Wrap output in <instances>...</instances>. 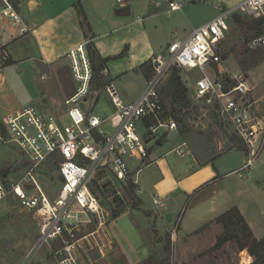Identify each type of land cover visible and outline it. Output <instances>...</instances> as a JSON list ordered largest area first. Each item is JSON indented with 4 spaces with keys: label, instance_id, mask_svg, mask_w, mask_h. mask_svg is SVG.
<instances>
[{
    "label": "built area",
    "instance_id": "1",
    "mask_svg": "<svg viewBox=\"0 0 264 264\" xmlns=\"http://www.w3.org/2000/svg\"><path fill=\"white\" fill-rule=\"evenodd\" d=\"M1 1L4 7L0 16L15 25L22 24L11 0ZM164 1L172 12L183 8L175 0ZM221 10L219 16L187 37L170 43L152 59L151 76L134 102L126 104L114 84H107L106 91L114 108L107 118L94 115L95 105L89 106L93 70L86 46L81 45L69 54L74 78L81 87L66 101L64 116L59 118L43 113L36 106H27L0 120V140L18 148L25 165L20 175L0 178V206L14 198L34 215L39 229L37 241L20 264H30L46 245L50 247L54 264H98L106 257L101 248L99 261L91 258L87 261L83 253L84 244L92 247V239L97 242L96 233L108 222L103 198L97 191L104 193L108 185L118 183L126 190L124 194L131 186L137 197L144 193L139 173L162 139L179 129L162 94L176 69L202 72L189 99L211 107L221 125L233 128L250 151V164L262 153L264 114L257 110L258 100L252 95L254 87L245 76L232 78L223 74L221 65L225 56L221 45L236 16L262 20L264 27V0H243L229 11ZM29 30L26 26L21 28L22 34ZM247 46L248 51L264 48V33L251 39ZM8 61V54L0 55V69ZM108 127L113 130H107ZM177 152L182 155L181 151ZM49 177L59 180V187H53V198L45 188ZM154 202L159 207L162 205L158 194ZM94 218L99 229L84 234Z\"/></svg>",
    "mask_w": 264,
    "mask_h": 264
},
{
    "label": "rangeland",
    "instance_id": "2",
    "mask_svg": "<svg viewBox=\"0 0 264 264\" xmlns=\"http://www.w3.org/2000/svg\"><path fill=\"white\" fill-rule=\"evenodd\" d=\"M175 1L182 4V11L170 12L169 5L166 3L157 9L155 0H130L132 15L129 18L136 19L137 16H147L149 12H159V16L151 19L148 23L151 22L157 26L158 30L154 33V38L155 40L160 39V42L166 46L171 42V37H166L163 34L165 29L168 31L179 28V30L190 32L192 28H197L219 16L222 12L220 8L229 11L242 3L243 0ZM241 18L245 21L252 20L248 17ZM253 38V34L247 29L242 28L234 21L231 23L230 32L221 45V53L227 57L221 65L224 75L232 78L245 76L242 62H246L248 59L247 45ZM45 47L50 53L48 44H45ZM55 49L57 48H54L53 51ZM85 49L87 59L90 60L87 46ZM28 50L20 54L18 57L20 64L16 68L7 70L3 74L5 81L3 90L0 89V120L27 106H36L43 113L60 118L65 114L66 105L64 104L63 107L45 106V99L48 98L47 88L51 87L56 98L61 99L63 92L68 93L73 89L77 93L81 87V83L74 78L70 57L63 60L62 63H66L65 65L55 69L53 78L50 76L49 69L37 63L39 56L35 49H31L29 45ZM128 52L129 49L116 57L107 58V68L112 70L114 67L125 66ZM258 52L263 56L264 61V48ZM4 54L9 55V61L1 69L12 64L11 52L0 47V55ZM122 54L124 55L121 56ZM91 67L93 79L88 94L89 106L95 105L93 114L102 117L113 109L111 100L105 91L108 81L102 72L94 71L92 63ZM19 69H22V72ZM45 74L48 78L42 80L41 76ZM209 74L213 75L211 71ZM202 75L199 70L181 72L182 79L189 89V97L193 93L195 80ZM249 77L250 79L247 78V81L251 82L255 89L259 87L258 92L252 95L259 98V107L263 111L259 113L264 114V63L251 71ZM122 82L128 94H134L137 90L135 86L138 85V82L135 83L131 79ZM175 105L178 132L162 139V147L157 151V156L167 151L174 152L182 144L189 148V157H196L200 164L223 155L216 160V165L224 173L234 172L224 179L223 185L218 191L221 193L218 209L211 212L212 215H207V209H205L206 211L195 210L196 198H187L180 210L174 213L171 230L161 234L153 225L154 215L158 214L150 199L143 195L144 203L142 207H139L140 200L136 195L135 198H131L127 193L124 194L126 190L122 189L120 184L111 183L106 187L108 189L104 193L97 191L98 196L103 198L108 213V222L96 233L97 242L92 239L91 250H89V244H84L83 253L87 261L89 259L85 252H89L90 258L96 261L101 257L99 253L101 248L106 257L98 264H241L243 259L247 264L251 260L250 253L247 249L242 250L241 245L249 246L251 243L241 226L231 230L233 239L230 242L219 250L214 249L218 238L226 233V229L219 219L234 208L240 211L254 238L260 237L261 239L257 240L264 241V150L250 164L249 161L252 159L250 151L236 136L233 128L218 122L213 109H210L211 107L191 102L190 107L184 111L181 110L182 107L179 104ZM170 106L173 107V103ZM153 152L146 163L147 166H143L142 172L138 176L139 181L148 186H153L156 179L159 178L154 172L155 164H151ZM165 158L171 159L170 156ZM23 159L18 148L0 140L1 179L7 175L14 177L20 175L25 168ZM55 185L59 187L58 179L55 177L46 179L45 188L49 190L52 198L55 196L53 190ZM128 191H131V188ZM238 206L244 207V215ZM218 214L220 216L214 219L213 216ZM200 219H202V225L199 224ZM98 229L99 226L94 218L93 223L89 225L88 231L84 234L95 232ZM38 237L39 229L34 215L24 209L17 200L11 198L0 206V264H20L24 257L30 253V249ZM169 242H171V254L165 249ZM51 245L53 246L52 243ZM223 248L225 250L220 252ZM90 251L92 252L90 253ZM30 264H54L50 258V247L47 245L43 247Z\"/></svg>",
    "mask_w": 264,
    "mask_h": 264
},
{
    "label": "crops",
    "instance_id": "3",
    "mask_svg": "<svg viewBox=\"0 0 264 264\" xmlns=\"http://www.w3.org/2000/svg\"><path fill=\"white\" fill-rule=\"evenodd\" d=\"M11 2L20 14L22 24L15 25L9 19L0 16V41H2L0 47L8 49L12 56L11 66L0 69V89L2 90L5 81L4 72L16 68L20 64L18 57L21 53L29 51V45L31 49H35L39 56L37 63L49 69L50 76L53 78L55 69L66 64L62 62L69 57L72 50L81 45H93L103 59L116 57L129 49L125 66L121 65L109 70L106 65L102 73L108 81L107 84L113 83L115 85L122 100L126 104L132 103L146 87L152 72V59L162 53L170 43L187 37L196 29L192 28L190 32L179 30V28L168 31L165 29L163 34L166 37H171V42L164 46L160 39L155 40L154 38V33L158 30L157 26L151 22L148 23L151 19L158 17L159 12H149L147 16H137L136 19L134 17L130 19L129 17L132 15L130 0L123 3H118L117 0H11ZM165 3L164 0H155L157 9H160ZM3 7L4 3L0 0V9ZM123 10H128L129 13L119 15V11ZM81 11L87 18L90 30L82 24ZM23 26L29 28V32L22 34L21 28ZM45 44H48L50 53ZM54 48L57 49L53 51ZM263 63L264 61L245 72V76L250 79L249 73ZM19 71L22 72V69H19ZM47 78L46 74L41 76L42 80H47ZM129 79L135 83L138 82L134 94H128L122 85L123 80ZM258 89L259 87L256 89L254 87V93H257ZM52 92L51 87L47 88L48 98L45 99V106L57 105L56 107H63L64 104L66 105V101L76 94L75 90L71 89L68 93L63 92L60 99L56 98ZM254 97L256 98L255 95ZM257 99V110L263 112L259 107V98ZM88 102H90V98H88ZM113 112L114 108L109 114L102 117L107 118ZM64 113H67V106ZM112 123L116 125V122ZM107 130L112 131L113 127H108ZM161 147L162 143L154 150L153 154L155 156L153 155L151 161V164H155L154 172L159 178L156 179L153 186H148L140 181V187L143 188L144 193L138 198L140 200L139 207H142L144 203L142 200L143 195L150 199L158 214L154 215L153 225L156 226L159 233L164 234V232L171 230L172 221L175 217L174 213L180 210L187 198H196L195 210L206 211L205 209H207L206 214L212 215L211 212L218 209L219 199L221 198V193H218V191L223 185L224 179L234 171L224 173L216 165V160L223 155L200 164L196 157H189V148L184 144L174 151L177 154L167 151L157 156V151ZM177 151H181L182 155ZM166 156H170L171 159L168 160L165 158ZM156 194L162 200L160 207L154 202ZM239 209L244 215V207H239ZM219 216L220 214L213 217L215 219ZM201 223L202 219L199 220V224ZM250 226L252 225L250 224ZM257 239L260 240L261 238ZM91 248L90 246L89 250ZM223 250L225 248L220 252H223ZM85 253L88 256L87 259H89V252ZM250 258L252 264L255 259L251 255Z\"/></svg>",
    "mask_w": 264,
    "mask_h": 264
},
{
    "label": "trees",
    "instance_id": "4",
    "mask_svg": "<svg viewBox=\"0 0 264 264\" xmlns=\"http://www.w3.org/2000/svg\"><path fill=\"white\" fill-rule=\"evenodd\" d=\"M82 14V24L90 30L88 25V21L86 16ZM234 22L240 25L242 28L247 29V31L253 34V37H258L264 33L263 21L262 20H250L245 21L241 17H235ZM87 50L89 52L90 60L93 66L94 71L97 73L102 72L108 60L103 59L98 53L97 50L93 47V45H88ZM248 51V50H247ZM249 56L246 62H242V67L244 72H248L252 68L258 66L261 62H263V56L259 54L258 51H248ZM122 54L121 56H123ZM162 94L164 97V102L167 107L172 112L176 121V112L174 106L175 104H179L182 109L186 110L191 105V100L189 99V89L184 83L181 72L179 70H174L172 77L168 81L167 85L162 90ZM173 103V107L170 104ZM183 112V111H182ZM185 114V113H183ZM131 191H127V195L131 198H135L134 187L131 186ZM220 222L224 225L226 229V233L224 236H221L217 240V244L214 249L219 250L221 249L226 243L230 242L233 237L231 234V230L238 226H241L242 230L247 233V238L250 240L251 245H241L242 250H248L250 255L255 258V261L252 264H264V241H258L254 238L253 233L249 227V225L244 220L243 216L241 215L240 211L237 208H234L220 217ZM169 254H171V242L165 248Z\"/></svg>",
    "mask_w": 264,
    "mask_h": 264
},
{
    "label": "water",
    "instance_id": "5",
    "mask_svg": "<svg viewBox=\"0 0 264 264\" xmlns=\"http://www.w3.org/2000/svg\"><path fill=\"white\" fill-rule=\"evenodd\" d=\"M129 11L128 10H123V11H119V15H125L128 14ZM2 44V41H0V45ZM227 59V57H224V60ZM169 220H171V218H169Z\"/></svg>",
    "mask_w": 264,
    "mask_h": 264
},
{
    "label": "bare ground",
    "instance_id": "6",
    "mask_svg": "<svg viewBox=\"0 0 264 264\" xmlns=\"http://www.w3.org/2000/svg\"><path fill=\"white\" fill-rule=\"evenodd\" d=\"M245 263H246V260H245V259H243V262H242V264H245ZM247 263L251 264V260H250V261H248Z\"/></svg>",
    "mask_w": 264,
    "mask_h": 264
}]
</instances>
